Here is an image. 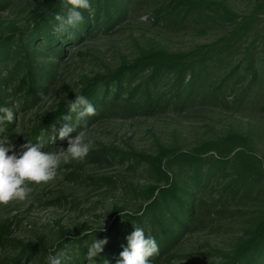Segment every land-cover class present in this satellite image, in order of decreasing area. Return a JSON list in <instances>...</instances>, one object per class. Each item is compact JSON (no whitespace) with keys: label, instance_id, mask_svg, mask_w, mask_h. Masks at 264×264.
I'll list each match as a JSON object with an SVG mask.
<instances>
[{"label":"trees","instance_id":"16d2710c","mask_svg":"<svg viewBox=\"0 0 264 264\" xmlns=\"http://www.w3.org/2000/svg\"><path fill=\"white\" fill-rule=\"evenodd\" d=\"M15 2L0 0V10L10 8ZM90 3L89 9H81L84 21L60 34L53 31L52 25L57 13L66 14L64 2L43 0L42 9L31 13L32 21L26 27L17 34L0 38V105L12 107L15 113L13 122L0 124V136H8L13 144H24L17 133V120L44 100L55 79L56 65L42 61L59 60L67 48L85 37L120 25L139 0H90ZM263 13L264 2L259 1L249 14L243 16L233 13L225 2L169 1L156 11L157 19L163 14L169 23L175 24L200 19L221 21L224 25L229 23L225 35L188 52L149 50L131 63L88 79L78 95L86 96L96 111L85 118L86 124L83 119L77 122L74 116L68 122L74 125L69 137H74L86 125L119 113L153 116L170 106L183 111L196 101L225 103L228 90L242 77L249 78V82L232 96L231 103L236 107H248L254 97L261 96L260 90L264 87V47L260 54L247 47L239 64L233 66L232 61L236 51L242 50L243 41L252 40ZM68 104L69 101L59 104L48 116L38 120L30 130L27 142L36 143L37 138L44 140L42 151L66 145L69 137L58 138L52 125L59 129L63 115L68 112ZM255 147L251 133L229 131L203 140L191 151L162 147L158 154L152 155L135 150H100L93 157L99 164L127 163L130 169L145 168L152 185L141 192L145 194L144 206L135 213L118 210L115 220L104 231L65 235L52 249L45 250L42 258L46 260L49 254L60 252L63 264H116L119 253L126 246L125 237L138 226L146 235L154 236L159 246V254L150 258L153 264L164 263L182 238L197 223L213 214L210 207L218 203L224 205V194L238 196L240 200L254 195L263 197L264 154L257 153ZM211 190V194L214 191L220 194L218 200L204 196ZM223 210H226L225 206L220 209ZM245 229L246 235L234 254L218 264H264V205L250 213ZM104 237L108 238V243L103 251L92 260L88 259V247L93 240ZM3 243L0 238V244ZM38 251L25 248L19 255L6 262L0 261V264L34 261Z\"/></svg>","mask_w":264,"mask_h":264},{"label":"rangeland","instance_id":"374dc122","mask_svg":"<svg viewBox=\"0 0 264 264\" xmlns=\"http://www.w3.org/2000/svg\"><path fill=\"white\" fill-rule=\"evenodd\" d=\"M42 1L16 0L10 8L0 10V38L17 34L26 27L32 21L31 13L42 9ZM169 1L172 0H139L120 25L85 37L67 48L59 60H43L56 65V76L44 100L17 120L21 141L27 142V136L38 120L48 116L59 104L73 99L95 75L114 71L149 50L188 52L198 45L216 42L225 35L229 23L224 25L221 21L200 19L175 24L169 23L163 14L157 19L156 11ZM215 1L227 3L237 16L249 14L256 1L264 2ZM258 21L259 27L252 40H244L242 50L236 51L233 66L239 64L247 47L261 53L264 13ZM248 82L249 78L238 79L228 90L225 103L196 101L183 111L170 106L153 116H123L119 113L86 125L83 130L92 143L83 160L62 162L55 179L30 185L33 191L26 200L0 205V238L4 240L0 244V261L6 262L25 248H35L39 249L37 258L22 264H47L42 258L43 252L52 249L65 235H90L103 227L106 230L118 210L135 213L144 206L145 194L141 192L152 185L145 168L130 169L127 163L106 165L95 162V153L104 148L152 155L158 154L162 147L191 151L203 140L238 131L251 133L257 153L264 154V87L260 90L261 96L254 97L248 107H236L231 103L232 96ZM14 145L19 150L20 143ZM67 146L68 142L50 151H62ZM211 193L212 190L204 196L218 200L220 194L217 191ZM223 203L210 207L213 214L197 223L162 264H218L227 261L246 235L250 213L262 209L264 195L240 200L238 196L224 194ZM222 206L226 210L220 211Z\"/></svg>","mask_w":264,"mask_h":264},{"label":"clouds","instance_id":"9594fccd","mask_svg":"<svg viewBox=\"0 0 264 264\" xmlns=\"http://www.w3.org/2000/svg\"><path fill=\"white\" fill-rule=\"evenodd\" d=\"M67 9L65 15L57 13L54 16L52 27L56 33L63 34L70 28H75L84 21L81 9L91 7L90 0H63ZM68 112L62 117L63 123L59 129L53 124L52 128L58 138L69 137L74 131V125L68 123L74 116L77 122L95 114L94 105L84 95H75L69 100ZM15 113L12 107L0 105V124L13 122ZM92 141L86 138L82 129L75 137H69L68 146L62 151H42L45 141L37 138L36 143L26 142L16 146L9 140L8 136H0V205L11 201L26 200L33 191L31 184L47 183L55 179L60 164L71 160H83L90 151ZM97 230H104L102 229ZM126 246L119 253L120 259L116 264H153L151 257L159 254V246L154 236L146 235L142 227L134 226V230L126 237ZM108 238L94 239L88 247L87 257L92 260L104 249ZM47 264H63V254L57 252L46 257Z\"/></svg>","mask_w":264,"mask_h":264}]
</instances>
